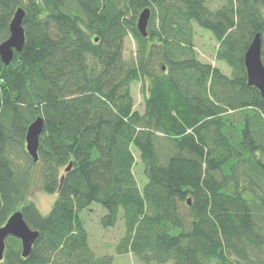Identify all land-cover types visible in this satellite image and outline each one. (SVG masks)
I'll return each mask as SVG.
<instances>
[{
    "label": "trees",
    "instance_id": "trees-1",
    "mask_svg": "<svg viewBox=\"0 0 264 264\" xmlns=\"http://www.w3.org/2000/svg\"><path fill=\"white\" fill-rule=\"evenodd\" d=\"M216 1L0 0V44L26 13L24 50L0 58V229L19 211L40 233L27 259L9 238L0 264H112L80 217L94 204L104 228L124 225L118 254L142 264H264V99L244 64L257 35L264 63V0ZM196 28L231 77L199 59ZM39 118L36 162L26 135ZM36 179L58 194L46 216L28 198Z\"/></svg>",
    "mask_w": 264,
    "mask_h": 264
},
{
    "label": "rangeland",
    "instance_id": "rangeland-1",
    "mask_svg": "<svg viewBox=\"0 0 264 264\" xmlns=\"http://www.w3.org/2000/svg\"><path fill=\"white\" fill-rule=\"evenodd\" d=\"M207 2L210 8L214 11L218 10V8L223 5L222 2H217L216 0H207ZM195 34V45L199 59L204 63H211L213 66L218 67L225 75L231 77L232 69L224 62L216 60V50L218 44H216L212 34L200 28H196ZM125 48V55L127 57L134 56L137 50L135 39L132 37L128 38L125 43ZM141 87V83L136 82L135 84H132L131 91L135 101V110L144 112L145 101ZM136 159L137 164L134 172L137 179L141 183L145 180V177L143 175V165L141 164L140 154H136ZM36 169V176L38 179L41 167ZM37 184L38 185L31 190L28 198L35 202L40 212L46 216L51 212L50 210L55 205L58 194L51 195L41 190L40 185L42 184V180H37ZM106 214V210L97 204L90 206L89 209L80 214L82 221H84L86 231H88L90 247L92 251L95 252L96 257L99 259H110L112 264H142L141 261H139L138 258L131 253L123 255L118 254L117 247L121 241L120 239L125 233L124 225L120 222L114 228H104L102 225V217Z\"/></svg>",
    "mask_w": 264,
    "mask_h": 264
},
{
    "label": "water",
    "instance_id": "water-1",
    "mask_svg": "<svg viewBox=\"0 0 264 264\" xmlns=\"http://www.w3.org/2000/svg\"><path fill=\"white\" fill-rule=\"evenodd\" d=\"M25 16V11L21 8L18 9L10 25V37L0 44V58L6 66L10 65L16 54L22 52L25 48L26 34L23 27ZM140 16L138 28L141 35L147 37L148 24L151 18L150 10L146 9ZM262 51V37L261 35H257L253 39L249 50L246 52L244 64H246L248 85L256 87L264 99V63L262 62ZM43 130L44 120L43 118H39L31 123L26 135V148L31 158L36 162L39 161L40 136ZM70 169L71 167L67 171ZM39 236L40 233L33 231L28 223H26L23 213L19 211L14 213L6 225L0 229V262L5 258L6 242L9 238H17L21 242L22 255L27 259L32 253Z\"/></svg>",
    "mask_w": 264,
    "mask_h": 264
}]
</instances>
